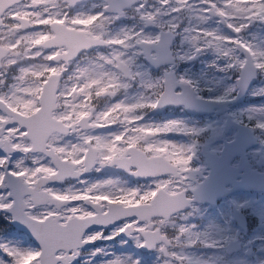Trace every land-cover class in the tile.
Instances as JSON below:
<instances>
[{
  "label": "rangeland",
  "instance_id": "1",
  "mask_svg": "<svg viewBox=\"0 0 264 264\" xmlns=\"http://www.w3.org/2000/svg\"><path fill=\"white\" fill-rule=\"evenodd\" d=\"M171 1L172 3L166 6H144L139 4L127 10L123 18L119 20H115L114 14L104 11L105 3L103 1H93L83 6L80 4L78 7L75 6L70 9L62 0H54L56 7L48 6L52 12L61 14L67 12L70 16L77 15L83 19H89L100 12H103L108 17V19L96 17L91 24L83 25L78 29L86 35L96 37L87 30L94 25L103 24L107 30L106 35L99 38L108 41L109 45L84 52L82 56L91 58L105 55L113 66L114 57H118L131 68L130 70L133 74V79L129 80L124 79L119 73L120 77L117 83H112L111 78L105 77L106 82H103V86L98 88L97 84L101 83L100 81L89 83L91 89L97 90L88 92V96L91 95L95 98L107 96V93L112 92L113 88H119L117 95L123 97V99H117L111 103L110 106L107 104L108 101H104L99 105L98 112L93 119L98 127L89 133V136L93 138L96 136L107 137V141L111 143L113 149L118 150L117 153L124 150L126 144H132L133 146L138 145V148L143 152L145 151L146 154L164 155L163 157L170 160L177 157L181 161L184 156L180 150L185 149L187 138L194 135H201V138L206 137L207 142L212 144L213 149L218 151L223 139L230 140L233 138L231 131L223 132L221 129L218 123L222 119L221 115L199 119L184 113L181 110L182 107L181 109L179 108L180 106L168 107V110L160 115L151 114L148 107L154 104L157 95L161 91L162 73L161 69L153 70L142 61L138 53L139 48L134 45L135 41H155L159 29L174 30L176 37L171 50L174 61L179 64V68L174 70L177 80L189 82L196 95L202 96L203 92H206L209 98H227L231 96V92L234 94L236 90L240 62H243L244 57L235 50V44L230 42L229 39H242L244 42L251 44L254 50L264 51V22H251L242 33L237 35L232 30L226 29L225 26L229 23L236 25L241 23V21L239 19L220 18L217 14V9H221L226 11L228 16L239 15L238 9L242 7L243 3H246V0H227L233 7L226 9L224 8L225 0H208L207 3L202 2V0ZM212 4H215L216 8L211 7ZM37 14L41 16L45 14L44 6L35 4L34 0H23V2L8 9L3 15L7 25L0 29V44L9 47L8 58L23 62L25 57L29 55L25 51L27 45L23 37L30 35L34 30L33 26L36 23ZM12 15L27 17L32 23V28L11 31L8 25L14 24L10 19ZM145 16L154 18L152 28H146L142 21L137 20V18ZM45 30L50 31V29ZM17 43L19 46L13 48L12 45ZM80 62L83 64L86 61L81 60ZM263 77V70H257L256 78L253 79L249 86L244 100L241 103L229 106L228 113L231 116L235 118H259L262 125H264V101L261 100ZM30 79L39 78L29 75L22 87L29 88ZM9 83H14V81L10 80ZM41 83L42 81L40 80V85ZM40 85L34 90L29 88L31 90L30 102L27 107L19 105L17 107L19 112L26 113L35 108ZM103 90L106 91L102 92ZM3 91L7 92L8 89H3ZM80 91L81 88H77V92ZM33 96L35 97L34 99ZM117 103L120 104V108L124 111L125 109L130 111L129 115L122 117V123L119 126L115 125L114 120L111 119L112 127L122 130L100 129L99 124L107 122V117H105L104 121H98L97 116L113 111L112 109H115V104ZM135 109H139V111L135 112ZM76 112L79 113L81 111ZM70 119L67 120L69 121ZM263 130L264 127L261 129L262 133ZM14 134V132L6 133L8 136ZM146 134H150V137H145ZM116 136H121L122 138L116 140ZM133 140L135 143H132ZM21 142L29 146V142L23 137ZM54 145L65 148V152L61 153L62 155L67 154L66 149H68L72 154L71 161L75 162L77 169H81V163L78 162L81 147L78 143L63 138L58 139ZM168 145H171V149H180L179 155H176L178 151L162 154V147L165 149V146ZM98 150L99 152L104 151L105 154L96 160L95 166L90 169L86 177L78 180H66L59 185L46 186L47 191L51 194L61 196L66 192L67 196L72 199V203L62 210L64 217L71 215L83 216L87 212L82 204V199L86 192H92L93 197H104V199L109 200L124 197L122 200L129 202L133 198L130 195L131 190L134 188L139 189L137 185L134 186V184L124 178L102 176L101 173L105 163L101 165L100 160L102 159L106 162V159L112 153L106 150ZM259 154L264 155V145L261 148L253 147L251 149L253 160ZM12 155L14 161L23 159L26 168L34 169L41 163L48 168V171H41L35 173V175L29 172L26 176H21V179L26 183L34 181L38 174L46 175L54 171L52 164L42 154L30 153L24 156L22 153H13ZM245 201L249 208V214L255 219L250 237L257 241L255 243L256 247L264 246V243L261 242V236L264 235V228L261 229V227H264V196H256L253 193H249ZM47 209L49 208L44 206L35 207L37 212H46ZM215 214L220 217L221 221L220 219L213 221L207 227H231L229 220L226 218V212L222 213L221 209H217ZM95 233L100 232L91 231L87 235ZM115 233L116 231L113 234L103 235L102 239L90 243L93 247L86 250L80 264H111L115 260H119L121 264L143 262L139 257L136 260V257H134L135 253L131 250L128 243L126 245L124 239L119 238L115 243L109 242V237H118V235H114ZM3 244L22 249H37L34 244L28 241L27 236L23 234L10 233L9 237L3 240ZM253 258L259 260V253L255 252ZM36 259V254H27L22 257L20 264L26 261H30V264H33Z\"/></svg>",
  "mask_w": 264,
  "mask_h": 264
},
{
  "label": "snow or ice",
  "instance_id": "2",
  "mask_svg": "<svg viewBox=\"0 0 264 264\" xmlns=\"http://www.w3.org/2000/svg\"><path fill=\"white\" fill-rule=\"evenodd\" d=\"M202 2L207 3L208 0H202ZM34 3L43 5L45 14L43 16L37 14V20L33 26L34 30L30 35L23 37L27 45L25 51L29 53V55L21 62L8 58L7 51L0 48V61H6L0 62V212H3L6 216H10L11 220H15L26 226L39 241L41 247L36 250H29L0 244V251H3L5 255L9 257V260L0 257V264H20L23 256L33 253L36 254L37 257L33 264H45L43 260L45 249L49 252L47 264H73V261L80 255V248L83 245L90 244L103 238L102 233L85 235V229L92 224L107 225L112 222H117V232L114 235H118L121 232L140 234L146 238L140 244L141 247H151L157 241L168 244L167 235L161 234L160 230L156 228V221L158 218L163 219L165 216L170 217L172 211H159V205L155 202L151 205L138 208L105 207L103 210L90 208V211L98 212V218L92 222L75 224L70 223L69 219L64 216L53 218L55 217V211L51 208L47 209L46 212L35 211L37 204L46 202L42 194L29 189L19 192L14 191L8 183L9 177L19 178L21 176H26L29 172L35 175V173L41 171H48V168L42 163L32 169L25 167L23 159L18 161L13 160V153H22L26 156L33 151L43 150L42 146L36 148L28 147L26 143L21 142V138L23 137L25 140H28L29 137L27 134L31 131L33 133L30 138L31 142L33 145L37 144V132L48 122L47 118L45 120L35 121L22 120L16 116L17 107L19 105L27 107L30 102L31 90L22 87L25 80L29 75H34L47 84V88L41 94L42 99L39 100L38 104L44 109L47 115L54 112L59 95V80L56 79L55 82L49 80L44 73L48 71L57 73V66L62 61H71L84 50L99 45L100 43L98 37L96 39H86L76 31H68V27L72 29L81 28L83 25L91 24L92 20L96 17L108 19L103 12L97 13L89 19H83L80 16L73 17L67 12L63 14L52 12L49 10L48 6L51 5L52 8H55L56 5L54 0H34ZM211 7L216 8V5L212 4ZM228 7H233V5H230L227 0H225L224 8L226 9ZM238 11L239 15L228 16L226 11L217 9V14L219 16L229 19H239L241 21V23L236 25L231 23L227 25V28L231 29L232 32L237 35L242 33L251 22H264V0H246V3H243ZM147 19L151 21L153 18L148 16ZM54 25L55 27H53ZM45 29H50V31H46ZM160 39V37H156L157 41H160ZM229 41L237 46H242V50L248 55L247 60L240 62V67L242 69L245 68L246 65L251 64L257 70H264V51L254 50L251 44L239 38L229 39ZM18 46V43L12 45L13 48ZM41 61L47 64L45 72L33 73L31 66L39 64ZM92 70L94 71L95 68ZM10 80H13L14 83H9ZM92 82L94 83L95 81ZM77 88H81L78 100H85L88 92L91 91L89 84H77L76 87L72 89L71 93L65 92L64 99H69L71 95H76ZM3 89H8V91L5 92ZM119 107L120 104H115V108ZM151 107L156 109L158 105L152 104ZM112 110L114 111L115 109ZM125 111H127V109H125ZM105 117H107V122L100 123V129H109L113 126L111 116H109L107 112L98 115L97 120L104 121ZM61 118L67 119L66 115ZM82 124L85 127L96 126L89 125L86 121H82ZM260 126L264 127V125ZM13 132L15 134L12 136L6 135V133ZM121 138V136L115 137L116 140H120ZM95 140L97 149L111 152L112 156L116 157L115 159L111 157L108 158L109 165L115 163L133 176L149 177L154 181L168 175L167 172L158 173L152 166L146 165L134 152H129L125 149L120 151V155L117 156L118 150L113 149L111 143L100 136H96ZM132 143H135V141L133 140ZM53 151L57 154H61L65 152V148L56 147L53 148ZM187 152L192 153V149L188 148ZM102 153L105 154L104 151H102ZM92 159L94 160L95 158ZM191 160L192 155H189L185 164L189 166ZM51 162H55L58 165V157L53 156L50 163ZM34 163L36 162L34 161ZM89 166H92L91 163H89ZM189 171L190 168L188 167V172ZM155 186L154 183L146 189L134 188L131 190L130 195L136 196L138 199H143L145 197V190L154 191ZM180 189H183V193L186 191L183 184L178 183L176 190L179 192ZM60 199H66V197H60ZM121 199H124V197H121ZM183 202L184 200L182 199L180 205ZM177 208L178 207L175 209ZM104 213H107V215H104ZM11 220L8 224H5L3 219L0 218V226L6 228L10 227ZM186 231L187 229L185 228H180L179 230L181 235ZM74 236H79L80 240L76 241ZM177 238H179V236ZM160 251L164 253L165 256L171 255L177 260L182 259V257L176 256L175 252L169 253L165 247H161ZM111 264H121V262L115 260L112 261Z\"/></svg>",
  "mask_w": 264,
  "mask_h": 264
},
{
  "label": "flooded vegetation",
  "instance_id": "3",
  "mask_svg": "<svg viewBox=\"0 0 264 264\" xmlns=\"http://www.w3.org/2000/svg\"><path fill=\"white\" fill-rule=\"evenodd\" d=\"M172 3L171 0H140L139 4L144 6H166L167 4ZM142 19V17L140 18ZM227 28V26H225ZM82 56V53L79 55ZM165 68V66H164ZM179 68V64L175 61L174 70ZM161 69V73L163 74V67ZM264 75V70H263ZM264 78V77H263ZM162 85V84H161ZM262 92H261V100L264 101V81L262 82ZM234 94L231 92V96L227 98H209L206 95V92H203V98L213 99L215 101H222L229 99ZM70 99V98H69ZM109 99V100H108ZM117 99H123L121 95L116 96H101L95 98L94 96H88L85 100H81L80 103L77 104V109L83 108L84 110L77 113L74 110H69L66 114L67 119L60 118L64 122L68 124H73V121H77L83 115H91L90 123H95L93 120L98 112V107L104 101H108V105L110 106L111 103L115 102ZM38 107V103L34 109ZM89 107H92L93 110L89 111ZM114 107V106H113ZM146 108V107H145ZM151 105L148 107L151 110ZM33 109V110H34ZM168 108H165L163 112H166ZM31 111L23 113L25 115L29 114ZM55 111V110H54ZM139 111V109H135V112ZM141 111V110H140ZM182 111H184L182 109ZM162 112V113H163ZM111 119L114 120V124L119 126L122 123V117L129 115L130 111H124L123 109L115 108L114 111L107 112ZM229 113H211L207 115L196 114L191 115L199 119H204L209 116L221 115V120L218 122L223 132L231 131L233 135L235 134L237 127L231 121V126L224 131V121L225 117ZM230 115V114H229ZM77 116L76 118H74ZM231 116V115H230ZM114 117V118H113ZM233 121H236L241 124L247 125L249 128L252 129L254 134L257 137V143L254 147H259L264 145V130L263 133L261 132L262 122L259 118H249V117H242V118H235L231 116ZM217 119V118H215ZM95 127L90 129H82L78 126L75 127L73 134L69 133L67 135H62L63 138L66 140H72L75 143L81 145L83 141H81L80 136H87L88 142L87 144H91L94 148V151H99L96 146L95 138L89 136V133L96 129L97 124ZM150 135L147 136L149 138ZM62 138V139H63ZM195 143L186 145L184 150L180 149H171V145L165 146L164 149L162 147L161 153H168L171 151H178L176 155H179V150L183 154L184 159L178 160L176 158H172L173 160L167 159L168 163L175 167V173H168L167 176L160 177L157 181L149 177L145 178H132L124 172L116 171L113 173H108L107 169L115 168L116 164L109 165L108 158L113 157L110 155L105 162L104 167V176H116L121 179L126 178L129 179L132 184L137 185L139 189H146L149 186H152L155 183L154 191H147L145 190L146 197L144 199H138L136 196H133L132 200L129 202H124L122 199H104L98 198L96 196H92V192H86L83 196L82 203L86 208V213L83 216H89L93 214L95 211H90L89 209H99L103 210L105 207H108V202H117L120 206L124 205H135L139 206L140 204H150L152 199H154L155 194H160L159 201L161 200V206L164 207L166 211L171 209H175V206L183 207L178 209L175 213L171 214L168 218L160 219L158 218L156 221V228L160 230L161 234H166L168 237V244H164L162 241H157L154 245L151 246L148 250H141L140 244L144 240V237L137 233H124L121 232L118 234V237L110 238V243H115L119 238L124 239V241L129 244L131 250L135 253L136 260L137 257L141 259L143 262H137L136 264H264V246L261 245L260 247H256L253 238L250 237L252 226L254 225V217L249 214V208L246 204V198L249 193H253L256 196H264L263 192L258 191H250V190H243L237 189L232 190L226 196L217 198L213 204L210 202H204L196 197L193 196V189H195L203 180L204 176L208 173L207 167V157L211 154H217L218 150L213 149L212 144L207 142L206 137L201 138V135H197L195 138ZM47 142V141H46ZM48 144V143H47ZM53 148H56L54 144L51 145ZM96 146V147H95ZM81 147V146H80ZM128 147H134L132 144H126L124 150ZM138 148V145H135ZM72 148V147H71ZM86 147L80 148V153L78 156V161L82 163L84 153ZM191 148L192 153L187 152V149ZM251 149L249 148L246 151V159L249 169H253L256 172H264V164H258L257 159L260 156L261 161L264 162V155L259 154L255 160L252 159ZM67 154L61 155V157L72 160L71 152L66 149ZM74 151L73 149H71ZM141 150V149H140ZM145 152V151H144ZM70 153V154H69ZM166 153V154H167ZM250 153V155H249ZM42 154V153H38ZM147 156H153L152 154H146ZM120 153H117L119 156ZM192 155V160L190 165L187 166L185 161L188 159V156ZM46 160L50 163V159L42 154ZM161 156V155H160ZM98 160V158H97ZM75 161V160H74ZM261 162V163H263ZM230 165L233 167H237V158L233 157L230 160ZM188 167L190 171L188 172ZM243 173L242 170L237 171V176L234 177L235 181L241 180L240 175ZM185 177V178H184ZM183 184L186 188V191L183 193V189H180L179 192L176 190L177 184ZM57 185V184H51ZM232 185L230 183L224 184V189H231ZM159 191V192H158ZM54 195V194H53ZM57 197H66L69 200L68 205L72 203V199L70 196H67V193L64 192L61 196L55 195ZM93 197V198H92ZM174 198V199H172ZM204 198V197H203ZM184 200V202L180 205V201ZM105 200V201H104ZM204 200V199H203ZM58 203L49 204L46 203L43 205L44 207L54 209L55 214L63 216L62 210L65 208H60L57 210L56 205ZM67 205V206H68ZM66 206V207H67ZM118 207V206H115ZM175 207V208H173ZM237 209L241 212L244 221L243 224L237 223L234 218L233 209ZM217 209H221L222 213L226 212V218L229 220V225L231 227H207L211 222L218 221L220 217L215 214L217 213ZM225 210V212H224ZM62 213V214H61ZM0 218L3 219L5 224H8L10 221V216H6L3 212H0ZM217 219V220H216ZM221 221V219H220ZM171 222V223H169ZM122 223V222H121ZM168 223V225H166ZM243 225V227H241ZM117 223L113 224L109 227H89L85 230V235H87L91 231H99L102 235H107L109 233L113 234V232H117ZM180 228H185L187 231L181 235L179 230ZM264 227H261L263 229ZM20 230H17L14 227H3L0 226V244H3V240L8 238L10 233L20 234ZM23 234V233H22ZM21 235V234H20ZM24 235V234H23ZM25 236V235H24ZM179 236V238H177ZM261 242L264 243V235L261 236ZM91 244H85L83 248H80V255L78 256L76 262L73 264H80L82 256L86 253V250L92 248ZM149 247V246H148ZM161 247H165L169 253L175 252L176 256L182 257V259L177 260L175 257L168 255L165 256L164 253L160 251ZM255 252L259 253L260 259L257 260L253 258ZM139 255V256H137ZM0 257L5 260H9V257L5 255L3 251H0ZM136 262V261H135ZM23 264H30V261H26Z\"/></svg>",
  "mask_w": 264,
  "mask_h": 264
},
{
  "label": "water",
  "instance_id": "4",
  "mask_svg": "<svg viewBox=\"0 0 264 264\" xmlns=\"http://www.w3.org/2000/svg\"><path fill=\"white\" fill-rule=\"evenodd\" d=\"M19 1L21 0H0V26L3 25V22L1 19L2 13L9 6ZM63 1L67 2L70 6H73L76 3L86 1V0H63ZM104 1L107 2V5L105 6L106 11L117 12L118 14H120L123 9L130 7L132 4L136 3L138 0H104ZM15 18L20 23L19 25L20 29L29 28L31 26L26 18L17 17V16H15ZM144 21H145L146 27L152 26V21H149L147 18ZM53 27H55V25ZM12 28L15 29L17 27H12ZM68 31H74V30L68 29ZM173 36L174 35L170 31H160V34H159V37L161 38L160 41L151 42V43H147V42L137 43L139 47L142 48L141 54H143L144 59L149 61L152 67L156 68L162 64H170L168 71H164L163 90L159 94L157 101H156V104L158 105V107L156 109L152 108L153 113L162 112L164 107L167 105H173V106L183 105L184 109L188 113H209L213 111L215 107L218 108L219 112H223L227 109V104L237 103L243 99L244 94L247 91V88L249 87L252 79L256 77V69L254 68V66L249 64V65H246L245 68L240 69L239 78L237 81V92L234 98L227 100V101H223V102H215L212 100L198 98L195 96V93L189 84L178 82L175 78V75L172 70L173 65H174L173 58L171 56V52L169 49ZM86 39H93V38H86ZM99 41H100L99 45L107 44L106 42L102 40H99ZM0 48H3L8 52L7 47L0 45ZM236 49L240 53L245 55V60L248 59V55L242 50V46L236 45ZM151 50H153L155 53L154 57H150L149 55ZM116 67L123 72V75L125 77L129 76L127 68L125 67L124 64L118 61V64ZM56 75L57 73H51L50 75H48L47 78L51 80L50 78ZM46 88H47V84L43 82L42 87H41V92L39 95V100L42 99L41 94L45 91ZM170 88H171V91H170ZM176 88H180V91L175 92ZM16 116L22 120H35V121H41L47 118L48 122L46 123V125L40 128L37 132L38 143L33 145L31 142V148L42 146L43 150L40 152H43L46 156H49L51 159L53 156H57L59 159V164L57 165V163L53 162L54 166L57 169L56 172L52 173L49 176H39L37 180L34 182L33 186H27L25 183L21 181V179L11 178V177H9L8 183L11 185L12 190L14 191L19 192V191H24L25 189H29V190L42 194L43 199L46 201L45 203L53 204L57 202L58 203L56 205L57 208L64 206L65 204L68 203L67 200H60L57 197L51 196L45 190H42L41 187L50 182H60L66 178H78L86 174L89 168H91L95 163V159L93 160L92 158H90V149H88L87 152L85 153L84 169L83 171L79 172L75 169L74 163L61 159L57 154H54L52 152V148L48 147V145L45 143V141L48 138L49 132H50L51 117L48 116L47 113H45L44 109L40 105L38 109H36L34 112H32L29 115L24 116L16 112ZM88 119L89 117L87 116V117H82L79 120V124L81 125V127H85L83 126L82 121L87 122ZM230 125L231 123L229 122V117H227L225 125H224V129L228 128ZM236 126H237V132L235 134V138L229 142H224L223 148L220 151L219 155L215 156L211 154L209 157H207V160H206L207 167L209 168L208 175L192 191L193 196L196 198L198 197L197 199L204 201V202H210L211 204H213L215 199L225 196L227 193L231 192L232 190L254 189V190L264 191V172H256L253 169H249L247 161L245 160V149L256 143L255 137L253 136L252 131L248 127L243 126V125H238V124H236ZM68 128L69 126H66V129ZM65 133H67V131ZM27 135L29 137V140L31 141L30 138L33 135V133L29 131ZM127 151L136 153L146 165L152 166V168H154V170L157 171L158 173L159 172H167V173L173 172L174 174H176L174 171L175 168L171 164H169L165 159H163L161 156L145 157L144 154L140 150L134 147L128 148ZM33 152H36V151H33ZM235 155H239L237 167H233L229 164L230 159ZM261 162L263 161H261V158H260V161L258 162V164L259 163L264 164V162L263 163ZM89 163H91L92 165L91 167L89 166ZM118 169L125 171L124 169H121L119 166L112 169V171L118 170ZM238 170H242L243 173L240 175L241 180L235 181L234 177L237 176ZM133 177H136V176H133ZM227 183H230L232 187L231 189L225 190L224 184H227ZM159 196H160L159 193L155 194L154 199H152L150 204H142L139 206H127V207L120 206V208H133V207L138 208V207H143L145 205H151L153 202L159 205V211L161 212L172 211L170 214L174 213L177 209L183 208L177 205L175 206V207H178L177 209H171L169 211H166L164 207L161 206V200L159 201L160 199ZM45 203L37 204V205H43ZM115 206L119 207V204L109 203L108 208H113ZM104 215H107V213H104ZM235 216L237 217V221L241 222L240 221L242 220L241 214L235 211ZM57 217L59 216L55 214V217L53 218H57ZM97 218H98V212L88 217L72 216L68 219L70 223L83 224V223L95 221ZM164 218H168V217L165 216ZM11 223L16 228L21 229L25 233H27V235L38 246V248L41 247L39 241L33 236V234L30 232V230L26 226H24L23 224L15 220H11ZM113 223L115 222H112L107 225L92 224V225H89V227H103V226L105 227ZM74 239L76 241H79L80 237L74 236ZM141 248L143 250H147L151 247L144 246ZM48 259H49V252L47 249H45L44 256H43V260L45 264H47Z\"/></svg>",
  "mask_w": 264,
  "mask_h": 264
},
{
  "label": "clouds",
  "instance_id": "5",
  "mask_svg": "<svg viewBox=\"0 0 264 264\" xmlns=\"http://www.w3.org/2000/svg\"><path fill=\"white\" fill-rule=\"evenodd\" d=\"M79 15V14H78ZM73 17L77 15H72ZM90 34H94L96 37H101L106 35V27L101 25H94L87 30ZM84 60L85 63H81L80 61ZM47 68L46 62L42 61L39 64H35L31 66V70L33 73L35 72H45ZM95 68L93 71L92 69ZM32 77H35L32 75ZM105 77H109L112 80V83H117L119 81L120 74L117 69L107 60V56L99 55L91 58L77 56L71 61L65 60L62 61L57 66V75L56 77L50 78L55 82L56 79L59 80V95L57 98V103L55 106V111L48 114L51 117L50 120V132L47 138V143L49 147L52 144L56 143L58 139H62V133L67 131L66 126L61 123L60 118L67 114L69 110L74 111H83V108L77 109V103L81 101L78 100V96L80 95L77 92L76 95H71L70 99H64L65 92L71 93L72 89L76 87L77 84L84 85L89 84L92 81H100L101 83L97 84V88L103 86V82L105 81ZM40 80L39 79H30L29 88L35 89L39 87ZM97 89H91V91H95ZM119 93V88H113L112 92L109 95L116 96ZM35 97L33 96V99ZM39 103V100L37 101ZM89 111H92L93 108L89 107ZM77 121H73L76 123ZM107 141V137H102ZM81 147H88L90 149V158H99L104 155V153L99 151H91L92 145L86 143L88 137L80 136ZM54 154H57L53 151ZM101 165L105 163L102 159L100 160Z\"/></svg>",
  "mask_w": 264,
  "mask_h": 264
}]
</instances>
